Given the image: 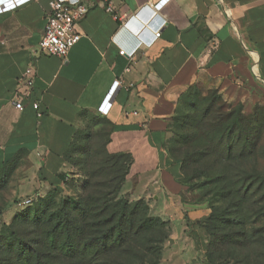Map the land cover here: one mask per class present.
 <instances>
[{
    "label": "crops",
    "instance_id": "1",
    "mask_svg": "<svg viewBox=\"0 0 264 264\" xmlns=\"http://www.w3.org/2000/svg\"><path fill=\"white\" fill-rule=\"evenodd\" d=\"M82 1L90 8L78 22L82 38L65 57L40 52L48 0L0 10V170L16 165L18 196L60 188L72 143L93 118L105 119L108 152L131 159L124 188L149 200L152 212L182 234L181 163L165 145L171 119L193 85L234 103L264 92V0H169L142 34L148 38L165 22L151 44L139 39L130 19L160 0H110L113 13L105 0ZM124 46L137 50L121 54ZM28 68L35 85L19 110L16 92ZM116 81L121 84L113 90ZM112 90L102 115L99 107ZM203 214L195 209L189 216Z\"/></svg>",
    "mask_w": 264,
    "mask_h": 264
},
{
    "label": "rangeland",
    "instance_id": "2",
    "mask_svg": "<svg viewBox=\"0 0 264 264\" xmlns=\"http://www.w3.org/2000/svg\"><path fill=\"white\" fill-rule=\"evenodd\" d=\"M215 89L191 86L182 93L173 115L165 145L169 154L182 165V178L185 191L182 201L185 204L184 232L174 231L171 222L157 233L160 242H151L153 249L146 250L139 244V235L129 240L122 248L101 255L82 249L67 252L64 249L63 234L57 240L51 239L50 232L57 222L67 216L78 214V204L84 203L100 190L111 191L118 184L113 180L114 159L106 153L105 140L109 124L105 119L93 118L91 126L80 133L68 151L69 171L67 182L59 189L38 196H18V187L12 174L14 166L0 170V262L2 264H264V92L248 102H229L219 100ZM212 101L214 102L211 105ZM208 109L210 110L208 115ZM237 110L238 119L244 118V127L250 133V152L243 160H228L225 137H220L217 154L208 153V134L214 114L229 116ZM213 116V117H212ZM208 124V126H207ZM208 127V128H207ZM213 134V132H212ZM214 135V134H213ZM238 149V148H237ZM111 173V175H110ZM238 174L245 180L238 182ZM208 176L215 180L218 193L225 181L231 179L236 185L247 188L246 199L241 211L236 202L242 194L232 193L229 198L215 197V223L220 227L231 224L227 230L236 232L230 239L232 245L221 252L213 248L211 235L205 228L212 214L208 198L213 197L207 185ZM127 180V179H126ZM111 181V182H110ZM126 182V181H125ZM118 197L128 201L131 206L140 202L141 209L149 207L146 198L131 195L124 188ZM31 198L27 205L20 203ZM140 200V201H139ZM207 211L199 217H190L192 210ZM240 211V212H238ZM76 216V215H75ZM161 218V217H160ZM162 219V218H161ZM245 222V225L241 223ZM245 229L246 238L241 233ZM184 233V234H183ZM139 238V239H138ZM147 243V242H146ZM27 247L34 254L30 260H20V251ZM156 247V249H154ZM228 251V252H226ZM247 256L249 259H247ZM40 257V260L38 259Z\"/></svg>",
    "mask_w": 264,
    "mask_h": 264
},
{
    "label": "trees",
    "instance_id": "3",
    "mask_svg": "<svg viewBox=\"0 0 264 264\" xmlns=\"http://www.w3.org/2000/svg\"><path fill=\"white\" fill-rule=\"evenodd\" d=\"M215 92L219 100H225L217 90ZM213 104L214 102L212 101L211 105ZM209 112L210 110L208 109V115ZM213 116L210 122V132L207 131V156L210 153L217 154L218 148L220 146L219 138L225 137V145L228 147V160H243V158L246 157V154L252 152H250L249 149L251 146V135L244 127V118L241 117V121L238 119L239 117L237 110L232 112V114L227 117L222 114H214ZM105 149L107 155L114 159V168L111 173L115 175L113 180H118V184L113 187L114 190H100L98 194L90 196L86 201H84V203L78 204L77 209L74 210L79 211V213L75 214L76 216H72V214H70L64 220H61V222H57L54 225L53 230L50 232V237L51 239L57 240L58 235L63 234V238L65 240L64 249L69 253L72 251H81L82 245L80 244H83V250H92L96 256L101 255L114 249L122 248L124 244L129 242V240L133 241V239H135V237L138 235L139 238L143 239V243L139 245L146 247V250L153 249V247L149 245L150 241L157 243L160 242V239L157 237V233L160 231V228L164 225H167L169 221L161 219L160 217L151 216L149 214V207L145 208V211H143L140 208V202L136 203L134 206H131L128 201L118 197L121 187L129 176L131 159L130 156L125 153L111 154L108 152L106 148V140ZM12 166H14L15 170V164L6 167ZM236 176L238 179L237 183L243 182L245 180L243 174H238ZM180 179L181 183L184 184L182 178V165ZM231 181V179L228 181L226 180L223 189L219 190L217 193L216 189L214 188L215 180L211 176H208L207 179V185L209 186V192H207V194H211L213 197L208 198L209 207L212 209V214L207 219L205 228L208 230L209 234L211 235V239L213 240L211 246L213 248L219 247L218 250L221 252L227 250L228 245H232L231 241L233 240L230 238L234 237L236 232H232L231 229L227 230V226L231 224L230 219H226V227H224V225L223 227H220L215 223V221H217L218 215L215 212L216 199L214 196L216 195L227 199L232 193H234V191L237 195L242 194V197L236 202L235 205L241 211V209H243V202L246 199L247 193V188L238 185H236L234 188L233 183H235V181L233 183ZM241 224L245 225L246 223L243 222ZM241 235L246 238L245 229H243V233H241ZM154 249H156V247H154ZM19 253L20 260L24 258L30 260L32 255L34 256L33 253L30 251L28 252L27 247L25 249H21ZM38 259L40 260V257ZM247 259H249L248 256ZM0 264L2 263L0 262Z\"/></svg>",
    "mask_w": 264,
    "mask_h": 264
},
{
    "label": "built area",
    "instance_id": "4",
    "mask_svg": "<svg viewBox=\"0 0 264 264\" xmlns=\"http://www.w3.org/2000/svg\"><path fill=\"white\" fill-rule=\"evenodd\" d=\"M31 0H0V10L8 11L14 9ZM107 1V11L114 12L115 9L112 2ZM169 0H160L158 3H151L153 8L159 9ZM147 5L146 7H148ZM89 5L82 0H48V10L46 12V24L43 36L39 43L40 52L43 54L57 55L65 57L68 55L70 49L76 45L82 38V34L78 29V22L88 13ZM134 19L131 18L130 20ZM129 20V22H130ZM164 21H159L155 25V30L144 41L151 44L155 39L159 38L162 33ZM138 35L139 39L142 34ZM143 38V37H142ZM137 47H122L120 48L121 54H129L133 56ZM121 83L116 81L113 85V90L116 89ZM35 85V73L32 68H28L19 78L18 90L16 92L15 104L17 109H24V100L29 98L33 92ZM113 90L108 93L103 103L99 107V113L107 115L110 105ZM33 107L40 110L39 101H34ZM32 202L31 198L23 200L20 205H27Z\"/></svg>",
    "mask_w": 264,
    "mask_h": 264
},
{
    "label": "bare ground",
    "instance_id": "5",
    "mask_svg": "<svg viewBox=\"0 0 264 264\" xmlns=\"http://www.w3.org/2000/svg\"><path fill=\"white\" fill-rule=\"evenodd\" d=\"M146 13V17H144V14ZM157 17V11L155 8H153L151 5L146 7L142 12H140L132 21H137L135 22V26L137 25L136 29L134 28L133 31L136 33H142L144 32L145 29L149 27V25L153 26V23L155 22V19ZM146 38L143 37V41Z\"/></svg>",
    "mask_w": 264,
    "mask_h": 264
}]
</instances>
